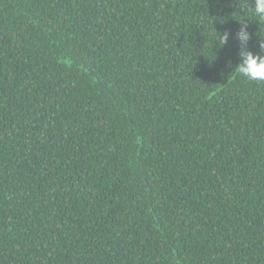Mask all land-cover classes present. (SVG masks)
<instances>
[{
  "label": "trees",
  "instance_id": "16d2710c",
  "mask_svg": "<svg viewBox=\"0 0 264 264\" xmlns=\"http://www.w3.org/2000/svg\"><path fill=\"white\" fill-rule=\"evenodd\" d=\"M253 2L0 0V264H264Z\"/></svg>",
  "mask_w": 264,
  "mask_h": 264
},
{
  "label": "clouds",
  "instance_id": "9594fccd",
  "mask_svg": "<svg viewBox=\"0 0 264 264\" xmlns=\"http://www.w3.org/2000/svg\"><path fill=\"white\" fill-rule=\"evenodd\" d=\"M252 14L255 19L264 20V0H254L252 7ZM239 39L247 41L249 34L245 29H241L238 33ZM219 45L223 46L227 43L228 34L218 36ZM260 47L264 49V42ZM240 63L236 65L235 70H238L239 74L250 81H264V55L254 54L251 51L240 52Z\"/></svg>",
  "mask_w": 264,
  "mask_h": 264
}]
</instances>
